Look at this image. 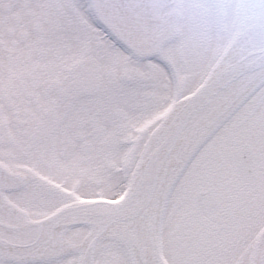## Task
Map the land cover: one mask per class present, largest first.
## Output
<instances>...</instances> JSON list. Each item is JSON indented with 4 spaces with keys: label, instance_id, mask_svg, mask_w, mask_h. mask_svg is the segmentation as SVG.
Wrapping results in <instances>:
<instances>
[{
    "label": "flooded vegetation",
    "instance_id": "flooded-vegetation-1",
    "mask_svg": "<svg viewBox=\"0 0 264 264\" xmlns=\"http://www.w3.org/2000/svg\"><path fill=\"white\" fill-rule=\"evenodd\" d=\"M95 1L0 0V196L13 220L120 199L153 131L234 38L238 9L243 29L264 14V0H202L199 15L187 0H129L138 16L120 6L112 22ZM263 229L264 79L204 137L159 235L169 264H253ZM94 237L77 225L55 259L0 264H136L116 242L91 249Z\"/></svg>",
    "mask_w": 264,
    "mask_h": 264
},
{
    "label": "water",
    "instance_id": "water-1",
    "mask_svg": "<svg viewBox=\"0 0 264 264\" xmlns=\"http://www.w3.org/2000/svg\"><path fill=\"white\" fill-rule=\"evenodd\" d=\"M99 1L97 8L104 21L118 19L116 10L121 5L130 9L129 12L134 11L127 13L128 16H138L139 9L128 1ZM115 22L119 24L118 20ZM262 76L264 18L240 33L202 85L163 119L122 201L72 207L34 222L7 221L0 213V257L17 263L54 258L61 249L63 233L72 226L85 225L95 235L91 247L113 240L129 246L138 264H166L159 247L158 222L176 176L206 133L243 91ZM4 177L0 171V188L4 186ZM4 204L2 197L0 205ZM253 264H264V230L258 239Z\"/></svg>",
    "mask_w": 264,
    "mask_h": 264
},
{
    "label": "rangeland",
    "instance_id": "rangeland-1",
    "mask_svg": "<svg viewBox=\"0 0 264 264\" xmlns=\"http://www.w3.org/2000/svg\"><path fill=\"white\" fill-rule=\"evenodd\" d=\"M187 1H188V7L191 9V11H192V9H195L194 10L195 13H198V15H199L200 14L199 12L201 11L200 8H203V7H201L202 6L201 4L203 3V1L202 0H187ZM189 1H190V4H189ZM200 2H202V3L200 4ZM237 14H238L237 15L238 16L237 17V22H236V24H234V27H232V29H231L232 36H235L236 33L242 29L243 24L245 23V20H246V17L241 15V11L239 9H238V13ZM232 17H233V14L232 15L230 14L229 18L231 19ZM230 19H229V21L232 22ZM228 23L229 22L226 21V23H224V24L227 26ZM213 24H214V28H213L214 29V33H217L218 31H216L217 30L216 29V23L213 22ZM227 35H228V32L227 31H224V33L222 34V39H225L227 37ZM212 38H215V37L213 36ZM220 43L221 42H218V41L215 40L213 46L215 47L216 45H219ZM211 56L212 55L210 54L209 57H211ZM209 57H208V59H209ZM199 73L200 74L199 75L197 74L196 77L191 78V80L189 82V85L187 86V88L185 90V94L193 91L194 89H196L202 83L203 76L205 74V71L203 69H200V72ZM167 249L169 250L170 248H167Z\"/></svg>",
    "mask_w": 264,
    "mask_h": 264
},
{
    "label": "bare ground",
    "instance_id": "bare-ground-1",
    "mask_svg": "<svg viewBox=\"0 0 264 264\" xmlns=\"http://www.w3.org/2000/svg\"><path fill=\"white\" fill-rule=\"evenodd\" d=\"M229 111H230V110H228V111L224 114V116H225ZM119 194L122 195V192H120Z\"/></svg>",
    "mask_w": 264,
    "mask_h": 264
}]
</instances>
